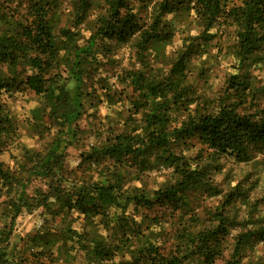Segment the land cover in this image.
Returning <instances> with one entry per match:
<instances>
[{
	"label": "trees",
	"instance_id": "obj_1",
	"mask_svg": "<svg viewBox=\"0 0 264 264\" xmlns=\"http://www.w3.org/2000/svg\"><path fill=\"white\" fill-rule=\"evenodd\" d=\"M70 3L76 24L96 10L85 45L77 43L78 31L63 27L56 35L59 0H0V91L21 87L33 91L42 98L41 115L47 118V123H38L47 130L56 128L43 150L23 147L16 166L0 160V264L7 262L4 242L15 217L22 209L39 206L54 216L73 210L82 225L81 229L63 228L61 242L55 245L58 238H51L48 242L54 251L40 249L38 261L72 264L73 250H77L73 243H77L87 263L214 264L223 256L230 235L225 263L241 264L248 245L264 242V224L261 217H254L259 204L264 206V193L251 197L257 181H237L223 191L210 176L209 163L220 155L239 162L264 160V82L251 77L258 64L264 67V0ZM148 5L150 14L145 19L140 8ZM184 12L192 13L201 29L184 39L163 75L156 74L158 69L149 73L143 68L124 69L116 81L109 82L107 77H93L85 68L84 57L91 54L97 40H132L142 63L152 49L158 52L171 41L176 26L168 15ZM218 26L233 28L228 49L237 71L226 77L224 89L216 96L196 95L186 77L189 60L215 36L211 30ZM95 90L113 105L127 100L129 112L118 130L109 123L100 141L81 150L78 163L69 166L65 148L76 133L84 98ZM11 128L0 100V146ZM197 142L209 149L208 160L192 165L184 152ZM167 168L174 175L171 182L150 190L128 185L154 169ZM33 178L47 180V190L30 193ZM197 190L210 197L221 195V201L203 217L190 216L191 227L181 224L175 245L148 240L147 234L146 240L142 238L141 220L133 216L138 207L186 208ZM242 208L246 211L240 213ZM159 220L154 217L153 222L160 225ZM66 238L73 243L67 245Z\"/></svg>",
	"mask_w": 264,
	"mask_h": 264
},
{
	"label": "rangeland",
	"instance_id": "obj_2",
	"mask_svg": "<svg viewBox=\"0 0 264 264\" xmlns=\"http://www.w3.org/2000/svg\"><path fill=\"white\" fill-rule=\"evenodd\" d=\"M59 3V7L56 9V35L58 36L59 29L63 27L78 31L79 33L76 34L77 43L85 45L94 26L96 10H92L85 21L76 24L72 17L70 0H59ZM96 7L99 9L98 5ZM150 9L151 6L149 5L146 8L141 7L140 15L147 19ZM168 17L172 18L173 24L176 26L171 41L158 52L152 49L142 63L136 57L132 40L123 43L112 40H97L91 54L84 57L85 68L92 72L93 77H107L109 82L116 81V76L124 69L143 68L146 69L147 73L153 69H158L156 74L165 72L181 49L184 39L198 34L201 29L192 13L169 14ZM211 32L215 33V36L208 41L206 46L200 48L201 52L191 56L186 71L187 81L195 89L196 95L207 97L216 96L217 93L221 92L225 87L226 77L237 71L234 67L235 59L228 49V43L234 35L233 28L228 27L222 30L218 26L213 28ZM251 77L257 83L264 82V67L258 64L252 69ZM0 100L12 122L11 131L3 136V142L0 146V160L6 166L14 167L21 161L23 147L43 150L50 141L51 134L56 132V128L47 130L43 124L38 123L39 121L47 123V118H43L41 115L42 98L33 91L24 87L10 91L1 90ZM194 104L193 102L191 106ZM83 105V112L76 121V133L65 148V162L69 166L78 163L80 159L78 154L81 150L100 141L99 139L104 135L109 123L118 130L121 127L122 118L129 112L127 100L113 105L106 102L104 94L99 90L92 91L89 96L85 97ZM208 152L209 149L205 145L197 142L184 154L193 165L195 163L204 164L208 160ZM259 159L239 162L232 156L220 155L210 161L209 174L223 191L237 181H245L246 183L257 181L256 188L251 192V197H258L264 193V160ZM171 171V168L161 171L154 169L140 181H132L128 185H141L150 190L163 182H171L174 179ZM90 173L94 174V178L97 177L93 171ZM80 174L81 170H78L77 177ZM47 188V180L44 178H33L29 186L30 193L35 189L46 191ZM2 198H5L4 194ZM189 199V206L181 209L171 210L155 206L149 210L138 207L133 216L136 221L141 220L142 238L146 240L147 234L148 240H154L156 243L164 241L169 246L175 245L179 239L178 231L181 224L187 223L191 227L192 224L188 222L190 216L199 214L200 217H203L208 209H213L221 201V195L210 197L208 192L197 190L191 193ZM131 208L130 205L128 209ZM6 209L9 210V208ZM243 209L245 210L242 208L239 212L242 213ZM258 216L261 217L260 219L264 224V206L260 204L258 211L254 214V217ZM154 217L160 219V225L153 222ZM7 224L8 227L9 221ZM81 225V217H77V213L73 210L54 216L43 206L30 210L22 209L15 217L8 238L4 242L8 254L5 264H34L36 261L37 264H49L48 259L38 261L36 253L40 249L48 252V248L54 251L55 246H51L48 242L51 238H58L55 243L57 245L64 237L63 228L67 229L69 226L81 229ZM85 228L93 229L94 227L86 226ZM149 228L153 229L151 233ZM234 232L236 233L237 229L233 230L231 234ZM72 241L66 238L67 245H71ZM231 243L232 238L229 235L225 241L223 256L217 258L214 264H226L225 260L228 258ZM73 244L77 250H73L75 258L72 260L75 261L72 264H96L87 263L84 259L83 250L78 247L77 243ZM60 263L61 261L58 260L57 264ZM241 264H264V242H254L248 245L244 249Z\"/></svg>",
	"mask_w": 264,
	"mask_h": 264
}]
</instances>
